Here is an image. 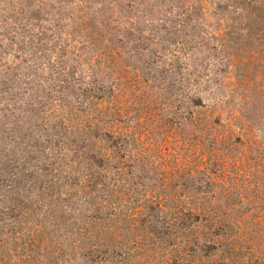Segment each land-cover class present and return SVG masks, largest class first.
Wrapping results in <instances>:
<instances>
[{
    "label": "trees",
    "instance_id": "trees-1",
    "mask_svg": "<svg viewBox=\"0 0 264 264\" xmlns=\"http://www.w3.org/2000/svg\"><path fill=\"white\" fill-rule=\"evenodd\" d=\"M188 6L190 12L206 13L201 0ZM153 11L144 8L143 16ZM237 11L246 20L236 34L239 40L264 46V0H249ZM185 20L191 22L192 17ZM167 23L163 17L147 30L155 56L165 60L170 74L172 103L163 120L148 104L141 108L125 100L127 89L105 86L100 79L105 71L119 70L118 51L108 56L103 50L94 52L98 79L91 65L83 77L81 55L69 57L61 48L53 60L42 63L55 75L43 82L57 80L58 85L50 86L45 96L30 87L24 102L28 107H18L26 120L35 121L21 126L15 117L10 129L0 127V264H129L144 245L140 249L137 241L124 243L119 238L124 214L129 223L141 218V223H166L180 231L175 252L182 243L194 246L202 254V264H264V248L244 250L231 236L226 212L186 207L181 195L173 192V206L162 209L159 193L148 196L154 192L151 182L172 191L186 179L224 172L232 153L223 145H244L248 134L247 128L235 125L239 111L225 114L227 104L209 90V69L191 58L203 42L208 47L211 39L225 47L229 40H222L219 31L210 38L200 30L174 37ZM46 50L40 51L43 60ZM141 63L149 67L144 59ZM147 74L149 82L162 77ZM207 92L211 95L205 101ZM138 192L148 201L124 211V197Z\"/></svg>",
    "mask_w": 264,
    "mask_h": 264
},
{
    "label": "rangeland",
    "instance_id": "rangeland-1",
    "mask_svg": "<svg viewBox=\"0 0 264 264\" xmlns=\"http://www.w3.org/2000/svg\"><path fill=\"white\" fill-rule=\"evenodd\" d=\"M193 1L0 0V127L10 129L15 117L21 126L35 121L26 120L18 107H28L24 102L30 87L34 93L45 96L50 86L58 85L57 80L43 82V78L52 75V69L42 63L53 60L59 48L66 50L69 57L81 55L83 77L88 75V66H95L97 79L99 60L92 61L94 52L103 50L107 56L113 51L120 52L116 66L119 70L105 71L100 79L105 86L113 84L127 89L125 100L135 101L141 108L148 104V109L163 120L172 103L170 74L166 73L165 60L157 58L156 47L149 44L153 39L148 36V28L166 17L168 31L175 33L174 37H187L200 30L209 33L207 38H210L209 35L219 31L223 34L222 40H229L227 46L220 47L210 39L209 48L203 42L191 58L200 60L209 69V90L227 104L225 114L235 109L239 111L235 125L247 128L246 144L223 145L232 153L224 172L186 179L180 188L177 185L172 191L151 182L154 192L148 196L159 193L162 209L173 206L169 200V193L173 192L181 195L186 207L224 211L231 219L229 233L243 245L242 249L264 248V46L241 41L236 35L246 23L237 8L239 10L249 0H201L206 7L205 14L197 9L190 12L188 4ZM151 7L154 15L143 16L144 8ZM187 16L192 17L191 22L185 20ZM146 25L143 34L141 29ZM141 36L146 39L141 41L138 39ZM140 46L147 52L140 51ZM45 48L49 50L44 52L43 60L40 51ZM32 56L36 59L32 60ZM142 59L149 67L141 63ZM29 73L35 77L28 78ZM147 73L162 77L149 82ZM223 81L235 86L221 85ZM147 84L151 88L146 87ZM211 92L204 94L205 101ZM11 97L15 100L7 101ZM244 120L249 125L246 126L248 122ZM0 136L3 137L1 133ZM148 196L141 192L125 196L123 210L128 212L131 207L142 205L148 201ZM126 219L124 214L120 223L121 241L135 240L140 249L144 245L139 254L129 259V264H202L198 258L202 254L194 246L182 243L180 251L175 252L173 244L180 242V231L174 232L166 223H141V218L129 223ZM187 226L189 223H184V227ZM130 227H134L133 230L130 231Z\"/></svg>",
    "mask_w": 264,
    "mask_h": 264
}]
</instances>
